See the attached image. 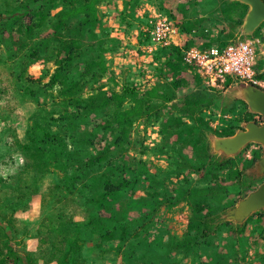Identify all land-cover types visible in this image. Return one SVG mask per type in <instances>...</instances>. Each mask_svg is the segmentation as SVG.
I'll return each mask as SVG.
<instances>
[{
  "label": "rangeland",
  "instance_id": "obj_1",
  "mask_svg": "<svg viewBox=\"0 0 264 264\" xmlns=\"http://www.w3.org/2000/svg\"><path fill=\"white\" fill-rule=\"evenodd\" d=\"M246 1L0 0V205L15 250L33 264H264V206L242 208L264 184V148L212 144L264 124L234 97L252 88L210 90L181 63L251 39L264 93V21L246 28ZM157 17L176 45H147ZM120 85L159 96L125 117L133 102L108 100Z\"/></svg>",
  "mask_w": 264,
  "mask_h": 264
},
{
  "label": "built area",
  "instance_id": "obj_2",
  "mask_svg": "<svg viewBox=\"0 0 264 264\" xmlns=\"http://www.w3.org/2000/svg\"><path fill=\"white\" fill-rule=\"evenodd\" d=\"M156 19L147 29L151 47L176 45V28L165 18ZM151 47H148L149 51ZM256 57L255 42L237 38L223 45L189 48L183 52L182 61L206 88L223 90L232 83L259 86L260 81L255 78L254 70Z\"/></svg>",
  "mask_w": 264,
  "mask_h": 264
},
{
  "label": "trees",
  "instance_id": "obj_3",
  "mask_svg": "<svg viewBox=\"0 0 264 264\" xmlns=\"http://www.w3.org/2000/svg\"><path fill=\"white\" fill-rule=\"evenodd\" d=\"M34 1L39 2L41 0H34ZM89 4H92V3L90 2ZM83 7H79V8L66 12L65 13L66 19L70 17H74L82 13L84 11ZM146 39H147V45H148L150 43V38L146 37ZM182 56H181V61H182ZM181 63L187 69L183 61ZM195 78L198 79L196 76ZM228 85H229V82L226 84V86ZM252 87L258 89L255 86H252ZM119 88H120V92L113 93L110 96V98H108V100L116 101L118 103L124 102L126 100H131L133 102V108H128L123 111V114L125 117L132 115L134 113V109H138L143 101H148V100L157 98L159 96L158 90H155V89L140 91L133 87L124 86V85H120ZM232 131L233 129H231L229 132H225L222 136L216 132L214 135L218 137H232L233 135H235ZM103 190L105 192L112 193L114 191H119L120 187L117 186V188H115L114 186L105 184L103 185ZM209 194H211V192H209ZM212 194L217 197L221 196V195H218L217 193H212ZM222 194H224V192ZM13 222H14L13 214L10 215V217H7L5 214V208L0 205V264H22L21 256L25 258L26 264H33L31 253L25 252V251H17L14 248V244L12 242L13 238H12V235L10 234V231H12L14 228ZM189 245L190 244L188 242H184V241L178 242L179 247H186ZM71 247H72V243L70 244L69 249ZM58 264H76V261L74 260L73 257L68 258V254H63V257L61 258V260L58 261Z\"/></svg>",
  "mask_w": 264,
  "mask_h": 264
},
{
  "label": "water",
  "instance_id": "obj_4",
  "mask_svg": "<svg viewBox=\"0 0 264 264\" xmlns=\"http://www.w3.org/2000/svg\"><path fill=\"white\" fill-rule=\"evenodd\" d=\"M250 9L247 14V26L249 30L264 21V2L262 0H247ZM264 50V49H263ZM250 91L253 98L248 102L250 108L259 113L264 120V93L259 92L256 88ZM247 142H256L264 148V124L262 126L250 125L248 130L235 135L228 141H223L221 145L227 152H233L239 149ZM264 206V184L253 192L242 204L245 212L253 211Z\"/></svg>",
  "mask_w": 264,
  "mask_h": 264
},
{
  "label": "crops",
  "instance_id": "obj_5",
  "mask_svg": "<svg viewBox=\"0 0 264 264\" xmlns=\"http://www.w3.org/2000/svg\"><path fill=\"white\" fill-rule=\"evenodd\" d=\"M240 85H243V84H240V83H232L228 87L229 88L228 90L232 89L233 87H238ZM228 90H226V92ZM234 97L236 99L242 100L244 103H246L247 105H249L248 102L253 98V93L250 91V89H247L246 87L243 86L242 90L235 92ZM234 136L235 135H233L232 137L221 138L217 142H213L212 143L213 144V147L215 148V150L221 149L222 151L223 150L225 151V149L223 148V146L221 145V143L223 141H228V140L232 139Z\"/></svg>",
  "mask_w": 264,
  "mask_h": 264
}]
</instances>
